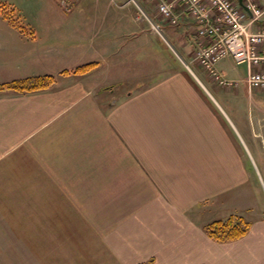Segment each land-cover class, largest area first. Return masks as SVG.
Masks as SVG:
<instances>
[{
  "label": "crops",
  "instance_id": "1",
  "mask_svg": "<svg viewBox=\"0 0 264 264\" xmlns=\"http://www.w3.org/2000/svg\"><path fill=\"white\" fill-rule=\"evenodd\" d=\"M61 17L67 28L47 30L40 49L34 32L0 31V84L57 76L46 90L0 94V238L26 227L44 261L66 245L68 264H264V205L251 184L253 164L264 178V91L242 82L247 92L213 93L176 50L185 67L124 85L111 70L131 57L89 28L100 18ZM230 61L217 65L226 77ZM92 62L88 74L61 75ZM235 215L251 223L245 237L208 236V224Z\"/></svg>",
  "mask_w": 264,
  "mask_h": 264
},
{
  "label": "rangeland",
  "instance_id": "2",
  "mask_svg": "<svg viewBox=\"0 0 264 264\" xmlns=\"http://www.w3.org/2000/svg\"><path fill=\"white\" fill-rule=\"evenodd\" d=\"M135 1L138 5L134 0H0V31H9L10 29H15V27L19 25V27H21L20 29L28 32V34H31V32L35 33L37 39L36 48L40 49L48 45L47 30L57 29L59 24L62 26L59 29L67 28L68 24L64 20L65 17L63 18L61 15H75V20L72 23L77 25L83 23L82 18L84 17L91 19L98 17L100 20L93 22L99 26L89 28L96 29L101 27L106 29V34L115 38L117 45L125 47L127 50L126 52H128L131 57L130 62L126 63L125 69H117L113 66L111 70V75L113 77L121 75L120 78L124 81V85L134 83L135 81L133 80L137 78L140 80L151 79L158 76L160 73L171 71V69L176 66H184L183 62L177 57L176 50L182 59L186 61L191 70L205 82L213 93L228 92L220 88L216 83L211 82L207 73L193 62V56L190 57L193 48L188 42H192L193 39L191 36L196 34L195 27L192 23L187 22L182 26H171L158 16L154 7L150 6L146 0ZM4 11L10 14L12 20H6L4 16L1 15ZM142 11L149 16L156 26L162 27L160 31L164 38L156 31ZM109 18L111 20H109ZM93 22L88 21L85 23L94 24ZM13 24H15V26ZM101 24L102 26H100ZM140 29H147L148 32L144 36L142 35L139 37L137 33ZM186 37L189 38V41L186 40ZM9 45L12 46V43ZM186 45L189 47L188 49L190 51L189 59L180 54L181 52L185 55L186 52L183 48L186 47ZM11 54H14L13 51L5 52L1 55L6 57ZM230 63L233 64L235 70L231 69L226 78L234 81L242 80L240 78L244 79L247 66H237L233 61H230ZM62 73L61 75H63ZM55 77L57 80V76ZM237 90L241 93L248 91L243 83L240 84ZM240 103H242V101H240ZM243 104H246V101H243ZM242 145L245 154L253 164L248 147L244 143H242ZM253 168L254 173L251 184L254 194H258L260 206H263L264 178L261 177L254 164ZM22 215L23 214H20V216ZM27 231L26 227L1 231L4 233V238H0V242L2 240V243H0V264L72 263L65 260L66 254L69 253L68 246L66 245L50 246V250L48 251L47 249L48 253L45 255L47 256L45 261L43 260V247L40 246L38 248V246H34L36 252L42 251L40 255H35L33 246L27 243ZM15 232L19 234V236H15ZM8 235L12 238H8ZM13 240H15V243H12Z\"/></svg>",
  "mask_w": 264,
  "mask_h": 264
},
{
  "label": "built area",
  "instance_id": "3",
  "mask_svg": "<svg viewBox=\"0 0 264 264\" xmlns=\"http://www.w3.org/2000/svg\"><path fill=\"white\" fill-rule=\"evenodd\" d=\"M171 26L188 19L196 26L199 40L194 61L219 87L236 89L245 82L250 90L264 91V29L253 27L264 18L262 0H147ZM232 58L247 65L244 80H228L217 65Z\"/></svg>",
  "mask_w": 264,
  "mask_h": 264
},
{
  "label": "trees",
  "instance_id": "4",
  "mask_svg": "<svg viewBox=\"0 0 264 264\" xmlns=\"http://www.w3.org/2000/svg\"><path fill=\"white\" fill-rule=\"evenodd\" d=\"M1 12V11H0ZM6 20H12L7 11L1 13ZM15 26V24H13ZM20 29L21 27L16 26ZM162 41V40H161ZM163 42V41H162ZM99 66V63L92 62L75 68L72 71H64L63 75H85ZM56 83V77L52 75L35 76L12 82L0 84V94L6 92H35L46 90ZM251 229V223L243 216H230L226 220H217L205 227L208 236L216 242L228 243L245 237Z\"/></svg>",
  "mask_w": 264,
  "mask_h": 264
},
{
  "label": "water",
  "instance_id": "5",
  "mask_svg": "<svg viewBox=\"0 0 264 264\" xmlns=\"http://www.w3.org/2000/svg\"><path fill=\"white\" fill-rule=\"evenodd\" d=\"M158 32L160 33V35L163 37V35L161 34L160 30L158 29ZM164 38V37H163ZM165 40V39H164ZM166 41V40H165ZM167 42V41H166ZM167 44L169 45V43L167 42ZM170 46V45H169ZM171 47V46H170Z\"/></svg>",
  "mask_w": 264,
  "mask_h": 264
}]
</instances>
